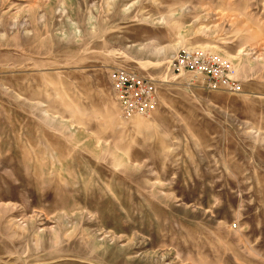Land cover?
I'll list each match as a JSON object with an SVG mask.
<instances>
[{"label": "rangeland", "instance_id": "374dc122", "mask_svg": "<svg viewBox=\"0 0 264 264\" xmlns=\"http://www.w3.org/2000/svg\"><path fill=\"white\" fill-rule=\"evenodd\" d=\"M0 264H264V0H0Z\"/></svg>", "mask_w": 264, "mask_h": 264}, {"label": "built area", "instance_id": "2783aa9c", "mask_svg": "<svg viewBox=\"0 0 264 264\" xmlns=\"http://www.w3.org/2000/svg\"><path fill=\"white\" fill-rule=\"evenodd\" d=\"M173 73L192 72L202 77L204 88L240 91L237 80L232 79L230 66L220 55L202 51H182L174 60ZM111 85L119 111L126 119L147 117L154 113L158 97L154 83L131 70H117L111 75Z\"/></svg>", "mask_w": 264, "mask_h": 264}]
</instances>
